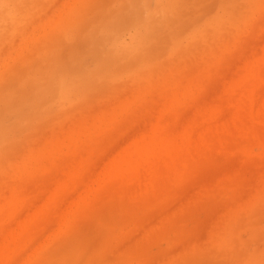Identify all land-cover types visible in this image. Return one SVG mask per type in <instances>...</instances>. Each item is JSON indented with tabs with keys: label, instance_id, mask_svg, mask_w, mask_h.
<instances>
[{
	"label": "rangeland",
	"instance_id": "374dc122",
	"mask_svg": "<svg viewBox=\"0 0 264 264\" xmlns=\"http://www.w3.org/2000/svg\"><path fill=\"white\" fill-rule=\"evenodd\" d=\"M0 264H264V0H0Z\"/></svg>",
	"mask_w": 264,
	"mask_h": 264
}]
</instances>
